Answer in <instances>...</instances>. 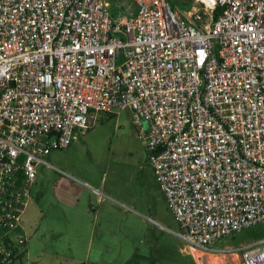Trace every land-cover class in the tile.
<instances>
[{"label": "built area", "instance_id": "1", "mask_svg": "<svg viewBox=\"0 0 264 264\" xmlns=\"http://www.w3.org/2000/svg\"><path fill=\"white\" fill-rule=\"evenodd\" d=\"M200 1L205 24L170 0H0V264H22L39 166L124 109L190 247L264 224V0ZM235 254L264 264V237Z\"/></svg>", "mask_w": 264, "mask_h": 264}, {"label": "rangeland", "instance_id": "2", "mask_svg": "<svg viewBox=\"0 0 264 264\" xmlns=\"http://www.w3.org/2000/svg\"><path fill=\"white\" fill-rule=\"evenodd\" d=\"M178 3L188 14L199 13L202 23L210 20L200 0ZM47 160L67 175L45 166L39 170V185L32 188L22 221L28 236L24 264H149L153 259L158 264H240L235 248L264 237V224L248 228L219 241L217 246L226 249L221 252H195L178 237L172 231L178 223L128 109L101 119ZM82 182L103 192L108 229L75 228L71 210L59 202V194L75 195Z\"/></svg>", "mask_w": 264, "mask_h": 264}, {"label": "crops", "instance_id": "3", "mask_svg": "<svg viewBox=\"0 0 264 264\" xmlns=\"http://www.w3.org/2000/svg\"><path fill=\"white\" fill-rule=\"evenodd\" d=\"M44 166L49 168V166L47 165L39 166L38 175H39L40 168ZM50 168H55L59 172L67 175L65 171L59 168H56L55 166L50 167ZM38 175L33 184L34 187H37L39 185ZM77 187H78L77 192H75V195H72L71 197H67L66 195H61V194L58 195L59 202L63 204L64 206L68 207L69 210H71L73 214V217L71 218L73 219L72 222L75 228H86V227L89 228L91 224H95L102 230L108 229L110 222H108L107 211H105L104 213L103 208L101 206L102 198L100 195H102L103 192L95 188L93 189L95 190V192L93 190H90L89 188L90 184L87 182H82V184H79V186ZM97 193L99 194L98 196H97ZM31 195H32V192H31ZM31 199H32V196L29 200L28 206L31 202ZM94 204L95 206L93 207ZM26 256H27V253H26ZM26 256L23 258L22 264H24V259L26 258Z\"/></svg>", "mask_w": 264, "mask_h": 264}, {"label": "trees", "instance_id": "4", "mask_svg": "<svg viewBox=\"0 0 264 264\" xmlns=\"http://www.w3.org/2000/svg\"><path fill=\"white\" fill-rule=\"evenodd\" d=\"M171 1V4L174 8H178L181 13L188 19V21L190 23H196V24H199L198 22L195 21V19L193 18V16H190L186 11H184L183 8L180 7L179 3H178V0H170ZM26 253H27V250H24V252L21 254V259H22V262H23V258L26 256ZM149 264H158V260L157 259H153Z\"/></svg>", "mask_w": 264, "mask_h": 264}, {"label": "bare ground", "instance_id": "5", "mask_svg": "<svg viewBox=\"0 0 264 264\" xmlns=\"http://www.w3.org/2000/svg\"><path fill=\"white\" fill-rule=\"evenodd\" d=\"M207 3H208V5H210L211 6V1L210 0H205ZM192 249V248H191ZM193 251H195L196 252V250L195 249H193ZM193 253V252H192ZM194 255V254H193ZM220 255V254H219ZM196 257H200V254H197L196 253Z\"/></svg>", "mask_w": 264, "mask_h": 264}]
</instances>
